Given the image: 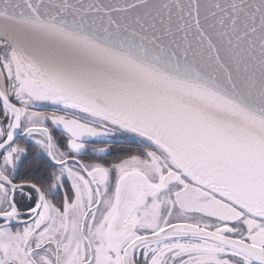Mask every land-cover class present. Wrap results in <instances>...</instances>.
Returning a JSON list of instances; mask_svg holds the SVG:
<instances>
[{
    "label": "snow or ice",
    "instance_id": "6c2138e0",
    "mask_svg": "<svg viewBox=\"0 0 264 264\" xmlns=\"http://www.w3.org/2000/svg\"><path fill=\"white\" fill-rule=\"evenodd\" d=\"M0 264H264V0H0Z\"/></svg>",
    "mask_w": 264,
    "mask_h": 264
},
{
    "label": "flooded vegetation",
    "instance_id": "af4514ba",
    "mask_svg": "<svg viewBox=\"0 0 264 264\" xmlns=\"http://www.w3.org/2000/svg\"><path fill=\"white\" fill-rule=\"evenodd\" d=\"M109 159H111V158H109Z\"/></svg>",
    "mask_w": 264,
    "mask_h": 264
}]
</instances>
